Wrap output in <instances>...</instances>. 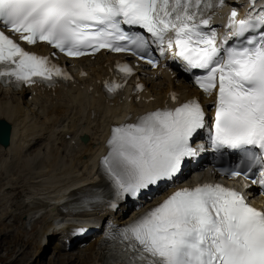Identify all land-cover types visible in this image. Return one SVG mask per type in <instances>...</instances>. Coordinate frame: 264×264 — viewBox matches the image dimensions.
I'll return each mask as SVG.
<instances>
[{
	"label": "snow or ice",
	"instance_id": "snow-or-ice-1",
	"mask_svg": "<svg viewBox=\"0 0 264 264\" xmlns=\"http://www.w3.org/2000/svg\"><path fill=\"white\" fill-rule=\"evenodd\" d=\"M256 2L249 0L245 18L233 7L218 44L214 12L228 0H0V83L53 87L58 79H71L49 57L26 51L6 33L70 58L106 50L152 68L158 66L154 51L171 53L201 92L215 97L212 148L242 154L221 175L248 180L256 170L251 184L264 194V7L257 10ZM257 30L259 38L250 35ZM233 39L238 43L229 45ZM116 67L125 80L134 74L127 63ZM104 86L112 94L124 85ZM143 87L137 84L136 91ZM170 98L175 102L177 94ZM207 127L196 98L113 127L101 163L117 200L175 181L202 150L193 141ZM108 206L118 208L116 202ZM108 239L115 256L108 264H264V209L232 188L203 183L178 189Z\"/></svg>",
	"mask_w": 264,
	"mask_h": 264
},
{
	"label": "bare ground",
	"instance_id": "bare-ground-1",
	"mask_svg": "<svg viewBox=\"0 0 264 264\" xmlns=\"http://www.w3.org/2000/svg\"><path fill=\"white\" fill-rule=\"evenodd\" d=\"M260 1L257 0L256 6ZM248 4L249 0H228L225 7L215 10L212 27L221 31L223 23L220 21L229 6L237 8L239 13L245 17L246 13L250 11V7L247 8ZM36 46L43 52L46 50L43 44ZM112 58L113 55L100 51L92 59L83 57L77 60V66L86 65L88 75L79 77V81L84 87L75 91H63L57 88L53 95L50 92L37 91L36 94L38 95L32 97L28 102L22 98L21 91H13L0 86V117L10 124L9 143L5 148L0 149L2 155L0 171L3 168L7 170L10 167L9 164L14 165L20 161L22 152L25 154V151L30 150L33 145H41L45 149L43 154L39 155L37 149L33 157L38 156L44 160L41 161L48 168L50 177L48 179L52 181L57 179L49 185L46 184L47 186L43 188L40 186L41 189L38 191L35 190L34 193L27 194V196L15 201L16 206L26 205L21 225L23 228L25 227L24 230L28 229L26 227H30L29 232H26L27 234L30 233L28 242L34 239L35 241L32 243L38 247L32 252L40 257L44 252L43 247L46 248L48 243L52 242L53 252L51 256H55L54 264L60 262L59 257L61 256L66 257L64 259L66 264H82V261L86 259L85 264H105L100 260L103 255L101 249H96L97 237L90 241L86 247L79 248L77 251H65L63 239L67 236V232L73 226L82 223L92 225L109 219L116 222H126L138 211V208L128 210L127 205L120 206L115 211L97 210L95 207H91L78 213L63 212L60 216L54 213L55 208H62L70 200L91 196L103 188L100 177L97 179L98 177L96 178L94 171H92V162L101 148L107 127L115 121V118L130 109L137 111L155 104V102L148 104L139 101L129 104L114 103L108 105L102 98L86 93L85 86L91 83L94 78L103 76L106 65ZM164 65L165 67L171 66L169 61H166ZM174 71H176V76L181 75L176 84L170 79L168 71H159L155 78L156 80L159 79L157 82L151 76V71H145V80L150 82V86L147 87L155 97H158L160 93L164 95L166 90L171 89L180 91L183 95L190 93L192 86L184 80V74L179 68L174 69ZM36 101L37 103H35ZM29 104L36 106L34 112L29 108ZM66 135L68 136L65 137ZM83 135L86 138L82 141L79 137ZM30 160L32 159L28 158L25 161L31 163ZM59 161L64 163L58 164ZM26 162L23 161L24 164ZM37 163L39 162L37 161ZM37 166L39 165L37 164ZM42 166L44 165L42 164ZM192 170H196L197 178L211 175L208 166H197ZM196 175L186 176L184 180L193 181ZM46 182L49 181L45 179L44 183ZM154 199H145L137 204L142 207L153 202ZM38 251L41 253L38 254Z\"/></svg>",
	"mask_w": 264,
	"mask_h": 264
},
{
	"label": "rangeland",
	"instance_id": "rangeland-1",
	"mask_svg": "<svg viewBox=\"0 0 264 264\" xmlns=\"http://www.w3.org/2000/svg\"><path fill=\"white\" fill-rule=\"evenodd\" d=\"M35 107L36 106L29 104V108L33 112L35 111ZM37 149L39 150L38 153L39 155H42L43 151L45 150L44 147H41V145L40 146L33 145L30 148V150L25 151V154H23L24 152H22L21 154V156L23 157V158L21 157L22 160L19 159L20 161H17L16 163H14V165L9 164L10 166V167L8 166L9 169L5 170V168H3L0 171V187H1L0 188V216H1L0 217V264H54L53 259H55V256H51L52 254L51 243L49 244L48 250L44 251L45 248L43 247L42 250L44 252L43 255L40 257L36 255L35 252L34 253L32 252L33 249H38V247L33 245L32 242L35 241L34 239L33 241L28 242L30 233L29 234L27 233L29 232L30 227L24 230V228L21 225L24 214L23 212L25 211L26 205L24 204V205L16 206V202H15L18 201L19 198L27 196V194L30 195L31 193H34L35 190L38 191L39 189H41V187L43 188L51 184V182L53 183L57 180L56 179L52 181L51 179H48L50 178L48 175L49 173L48 168L44 164V162L42 163V161L44 160L38 158V156H35L36 158L33 157V154L36 153ZM27 155L29 157H26ZM28 158L32 159L30 160L31 163L25 161ZM1 160H2V155L0 153V163L2 162ZM23 161L24 163L26 162V164H24ZM37 161L39 162L37 163L39 166H37L36 164ZM20 162H22L24 165ZM61 162L64 163L63 161ZM61 162L59 161L58 164H61ZM42 164L44 166H42ZM45 179L46 181L49 182L44 183ZM10 184L12 186H9ZM22 206L24 209L22 208ZM67 251H77V250L70 248ZM37 253L39 254L41 252L38 251ZM59 258L61 260L57 264H66V260H64L66 258L65 256H61ZM86 260L82 261V264H85Z\"/></svg>",
	"mask_w": 264,
	"mask_h": 264
},
{
	"label": "water",
	"instance_id": "water-1",
	"mask_svg": "<svg viewBox=\"0 0 264 264\" xmlns=\"http://www.w3.org/2000/svg\"><path fill=\"white\" fill-rule=\"evenodd\" d=\"M9 124L3 118H0V143L5 145L8 140Z\"/></svg>",
	"mask_w": 264,
	"mask_h": 264
}]
</instances>
